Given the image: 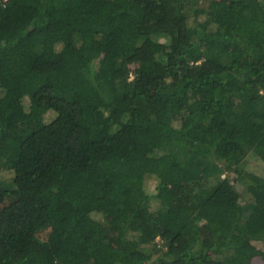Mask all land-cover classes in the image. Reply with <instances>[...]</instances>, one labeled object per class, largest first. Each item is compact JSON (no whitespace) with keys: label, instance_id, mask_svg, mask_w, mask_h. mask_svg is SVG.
I'll return each instance as SVG.
<instances>
[{"label":"trees","instance_id":"obj_1","mask_svg":"<svg viewBox=\"0 0 264 264\" xmlns=\"http://www.w3.org/2000/svg\"><path fill=\"white\" fill-rule=\"evenodd\" d=\"M252 162L264 0H0V264H264Z\"/></svg>","mask_w":264,"mask_h":264},{"label":"rangeland","instance_id":"obj_2","mask_svg":"<svg viewBox=\"0 0 264 264\" xmlns=\"http://www.w3.org/2000/svg\"><path fill=\"white\" fill-rule=\"evenodd\" d=\"M250 168L253 169L256 173L264 176V169L260 167L258 164H256L255 162H252V164L250 165ZM154 187H155V180L154 178L149 177L147 180V188L152 189ZM254 244L264 249V242L258 241V242H254ZM254 260H255V263H261V259L259 256L256 257Z\"/></svg>","mask_w":264,"mask_h":264}]
</instances>
